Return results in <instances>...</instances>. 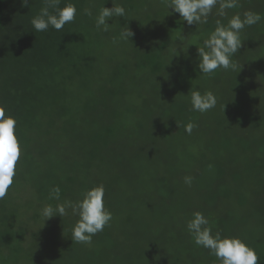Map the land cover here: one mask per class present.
<instances>
[{"label":"trees","instance_id":"16d2710c","mask_svg":"<svg viewBox=\"0 0 264 264\" xmlns=\"http://www.w3.org/2000/svg\"><path fill=\"white\" fill-rule=\"evenodd\" d=\"M69 2L75 22L36 32L30 21L44 0H0V105L17 119L21 144L0 199V264H218L188 234L194 211L264 264V0H239L227 18L214 10L199 26L164 0L59 6ZM114 3L126 15L97 30L95 15ZM246 10L261 19L241 33L235 69L201 74L197 47L217 19L226 25ZM125 25L132 41L113 44ZM192 87L212 91L216 107L191 111ZM101 183L113 219L90 244L71 239V213L41 216L44 205L75 202ZM55 186L59 201L49 199Z\"/></svg>","mask_w":264,"mask_h":264},{"label":"clouds","instance_id":"9594fccd","mask_svg":"<svg viewBox=\"0 0 264 264\" xmlns=\"http://www.w3.org/2000/svg\"><path fill=\"white\" fill-rule=\"evenodd\" d=\"M28 7L29 0H21ZM61 0H44V6L30 23L36 32H45L49 28L61 31L66 24L76 20L78 9L74 3H66L60 7ZM168 9L178 13L189 26L203 25L209 22V17L215 15L227 18L229 9L239 5V0H164ZM50 9L52 11H50ZM83 14L93 16L91 9H84ZM126 9L114 3L112 8L101 7L94 17L97 30L108 32L112 27L109 21L114 17H124ZM258 13L251 10L236 13L227 19L225 25L221 19L216 20L215 28L197 47L198 68L200 73L211 76L217 70L235 69L233 57L240 51L243 41L241 33L246 27H251L260 21ZM134 33L125 25L121 27L119 38H113L112 43L132 41ZM191 105V111L207 113L217 105V97L212 91L190 90L186 95ZM17 119L0 105V199H4L13 185L17 173V164L21 158V144L17 135ZM180 127V125L178 124ZM195 124L184 125V131L191 135ZM194 177L184 176L186 185L191 187ZM49 199L59 201L61 188L50 189ZM71 213L77 217L71 229V239L75 243L90 244L94 236L104 231L113 219L112 212L105 206V186L96 185L85 190L81 198L75 202L64 200L53 207L46 204L40 214L48 221L53 217H64ZM186 229L195 245L208 250L216 258L218 264H258V255L252 247L238 237H225L220 232L213 233L210 220L203 212L194 211L186 221Z\"/></svg>","mask_w":264,"mask_h":264},{"label":"rangeland","instance_id":"374dc122","mask_svg":"<svg viewBox=\"0 0 264 264\" xmlns=\"http://www.w3.org/2000/svg\"><path fill=\"white\" fill-rule=\"evenodd\" d=\"M8 40H6V41H4L3 43H1V44H3V46L5 45V43L7 42ZM1 59V58H0Z\"/></svg>","mask_w":264,"mask_h":264}]
</instances>
